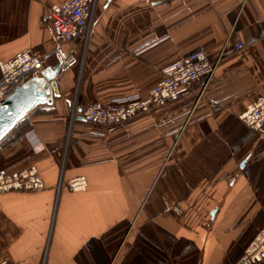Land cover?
Instances as JSON below:
<instances>
[{"label":"crops","instance_id":"crops-1","mask_svg":"<svg viewBox=\"0 0 264 264\" xmlns=\"http://www.w3.org/2000/svg\"><path fill=\"white\" fill-rule=\"evenodd\" d=\"M68 1L0 0V63L26 49L50 67L71 62L56 79L60 97L0 144V170L35 166L47 185L0 194V262H236L264 226V134L239 120L264 96V0H97L89 34L59 43L51 8ZM201 47L221 58L202 95L111 129L80 116L96 102L146 98ZM78 177L86 191L61 187Z\"/></svg>","mask_w":264,"mask_h":264},{"label":"built area","instance_id":"built-area-1","mask_svg":"<svg viewBox=\"0 0 264 264\" xmlns=\"http://www.w3.org/2000/svg\"><path fill=\"white\" fill-rule=\"evenodd\" d=\"M96 3L97 0H70L62 5L53 6L51 8V28L54 39L59 43H71L87 36L91 31ZM234 46L236 50H240L243 48V43L235 38ZM54 53L57 54L58 50H55ZM220 62V57L211 60L203 47L198 48L164 69L163 79L150 90L146 98H142L140 95H132L114 99L106 104L96 102L85 106L81 110L80 116L88 124L111 129L140 113L178 101L184 96L195 93L202 95L204 89L216 75ZM49 68L46 58L39 51L33 49L21 51L11 60L1 62L0 105L20 86L30 79L42 77ZM198 85H201V91L197 90ZM29 114H26L19 123L23 127H33ZM78 115L79 113L75 108L73 117L76 118ZM239 120L248 129L263 135L264 96H258L239 116ZM25 136L30 139L35 147H40V140L32 130ZM87 186L85 177L70 179L61 184L62 188L71 192H84L87 190ZM46 187L45 181L35 166L23 170L9 168L0 170V194L38 192L46 189ZM173 211L177 216L182 217L184 215L181 205L174 206ZM263 262L264 227L258 230L253 239L246 245L242 256L232 264H262ZM0 264L11 263L3 261Z\"/></svg>","mask_w":264,"mask_h":264},{"label":"water","instance_id":"water-1","mask_svg":"<svg viewBox=\"0 0 264 264\" xmlns=\"http://www.w3.org/2000/svg\"><path fill=\"white\" fill-rule=\"evenodd\" d=\"M70 64V61L60 62L56 67H50L42 77L30 79L0 105V144L16 129L26 114L41 105L52 104L55 98L60 97L56 79L67 71Z\"/></svg>","mask_w":264,"mask_h":264},{"label":"trees","instance_id":"trees-1","mask_svg":"<svg viewBox=\"0 0 264 264\" xmlns=\"http://www.w3.org/2000/svg\"><path fill=\"white\" fill-rule=\"evenodd\" d=\"M91 125H93V124H91ZM22 127H23V125L19 124V125L16 127L15 130H19V131H20V130H22ZM15 130H14V131H15ZM14 131H13V132H14ZM262 264H264V262H263Z\"/></svg>","mask_w":264,"mask_h":264},{"label":"rangeland","instance_id":"rangeland-1","mask_svg":"<svg viewBox=\"0 0 264 264\" xmlns=\"http://www.w3.org/2000/svg\"><path fill=\"white\" fill-rule=\"evenodd\" d=\"M263 227H264V226H263ZM257 232H258V231H257ZM257 232H256V233H257ZM256 233H255V235H256ZM255 235H254V236H255ZM254 236H253V237H254ZM253 237H252V239H253ZM249 242H250V241H249ZM249 242H248V243H249ZM248 243H247V244H248Z\"/></svg>","mask_w":264,"mask_h":264}]
</instances>
